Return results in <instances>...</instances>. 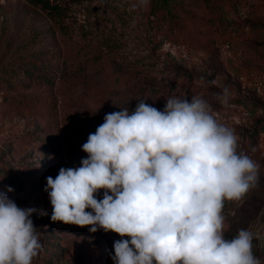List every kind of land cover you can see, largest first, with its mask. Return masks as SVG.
Returning a JSON list of instances; mask_svg holds the SVG:
<instances>
[{
  "label": "rangeland",
  "instance_id": "rangeland-1",
  "mask_svg": "<svg viewBox=\"0 0 264 264\" xmlns=\"http://www.w3.org/2000/svg\"><path fill=\"white\" fill-rule=\"evenodd\" d=\"M55 1L60 17L29 0H0V192L38 210L31 219L43 251L32 264H113L109 253L121 237L52 222L48 194L34 184L80 166L81 147L105 114L131 112L139 99L158 110L171 96L209 103L234 130L237 151L260 165L257 185L224 202L225 238L241 229L264 234V0L188 4L176 20L151 11L150 0ZM179 68L192 79L164 89ZM224 88L227 105L217 98ZM9 171L18 173L20 191L7 192Z\"/></svg>",
  "mask_w": 264,
  "mask_h": 264
},
{
  "label": "clouds",
  "instance_id": "clouds-1",
  "mask_svg": "<svg viewBox=\"0 0 264 264\" xmlns=\"http://www.w3.org/2000/svg\"><path fill=\"white\" fill-rule=\"evenodd\" d=\"M217 98L227 105L228 89ZM120 109L88 135L80 166L46 178L51 221L119 235L113 264H262L251 229L225 238L224 202L259 180L260 165L237 151L234 130L198 96H171L163 110L144 99ZM37 211L0 192V264H32L43 251Z\"/></svg>",
  "mask_w": 264,
  "mask_h": 264
},
{
  "label": "trees",
  "instance_id": "trees-1",
  "mask_svg": "<svg viewBox=\"0 0 264 264\" xmlns=\"http://www.w3.org/2000/svg\"><path fill=\"white\" fill-rule=\"evenodd\" d=\"M219 0H150V10L154 13H167L168 15L172 16L174 20H176V16L174 12L178 10V7L186 6L188 4L202 6L207 8H212L213 3ZM29 2L41 8V10L47 12L49 15L60 17L64 13V8L60 6L55 0H29ZM178 78H187L192 79V75L184 70V68H179L177 75L174 77L172 84L170 86H164V89L169 87V90L172 91L177 87V79ZM50 81V79H48ZM156 93H161L164 90L159 86L154 87L153 89ZM139 102V101H138ZM137 102V103H138ZM8 185L12 187L16 191H20L23 189V183L16 172L9 171L8 174ZM34 185L39 190H44L46 186L45 182H37ZM264 252V234H256V238L253 240V253L257 255L259 258Z\"/></svg>",
  "mask_w": 264,
  "mask_h": 264
}]
</instances>
